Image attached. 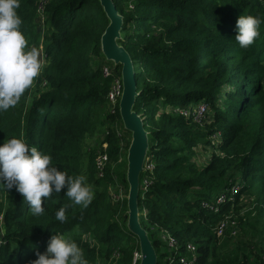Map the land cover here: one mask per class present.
Segmentation results:
<instances>
[{"label": "trees", "instance_id": "obj_1", "mask_svg": "<svg viewBox=\"0 0 264 264\" xmlns=\"http://www.w3.org/2000/svg\"><path fill=\"white\" fill-rule=\"evenodd\" d=\"M112 2L123 17L118 44L135 68L134 109L150 137L138 202L157 264H178L189 244L196 264H264V0ZM17 14L28 49L43 53L42 70L18 103L0 112V143L23 139L50 155L59 170L85 177L93 199L87 207L76 205L62 189L37 216L15 187L0 188V264H30L55 232L76 242L88 264H134L140 247L126 227L128 199L111 195L120 181L128 197L132 137L119 105L113 109L108 100L113 78L103 74L111 65L101 40L109 21L101 3L20 0ZM240 15L261 20L248 48L234 39ZM111 67L121 78L122 66ZM203 103L210 108L206 128L181 115ZM95 134L104 139L86 151ZM104 150L108 163L99 179L96 160ZM198 150L211 151L203 166L196 162ZM224 193L226 200L216 205ZM61 207L63 224L55 219ZM228 217L236 226L218 237ZM163 233L177 241L174 248Z\"/></svg>", "mask_w": 264, "mask_h": 264}, {"label": "clouds", "instance_id": "obj_2", "mask_svg": "<svg viewBox=\"0 0 264 264\" xmlns=\"http://www.w3.org/2000/svg\"><path fill=\"white\" fill-rule=\"evenodd\" d=\"M19 7L20 0H0V112L14 107L42 70L38 50L28 49L20 31ZM260 24L259 17L240 15L237 18L234 39L241 48L254 43ZM13 187L37 216L43 214L45 200L62 189L76 205L87 207L93 199L84 176L73 177L59 170L52 165L50 155L42 154L18 138L0 143V188L8 191ZM55 219L61 224L66 222L65 208L56 211ZM55 233L46 251L37 252V258L30 264H88L76 242Z\"/></svg>", "mask_w": 264, "mask_h": 264}, {"label": "water", "instance_id": "obj_3", "mask_svg": "<svg viewBox=\"0 0 264 264\" xmlns=\"http://www.w3.org/2000/svg\"><path fill=\"white\" fill-rule=\"evenodd\" d=\"M104 13L109 21L108 27L102 36V54L107 62L114 66H122L121 80L123 86L119 102V112L124 130L131 134V145L127 153L126 181L129 186L128 194V221L127 230L138 240L140 258L137 264H157L158 255L151 239L140 222L139 190L140 176L145 170V165L150 152V137L145 129L144 119L135 111L138 97L134 64L128 52L118 44L121 38L123 17L118 13L112 0H99Z\"/></svg>", "mask_w": 264, "mask_h": 264}, {"label": "built area", "instance_id": "obj_4", "mask_svg": "<svg viewBox=\"0 0 264 264\" xmlns=\"http://www.w3.org/2000/svg\"><path fill=\"white\" fill-rule=\"evenodd\" d=\"M103 74L106 77L113 78V84L111 87L110 94L108 96V100L111 104V107L114 109L117 105H119V102H120V99L122 96V92H123L122 80L120 77H118L117 72H116L114 67L113 68L108 67V66L103 67ZM209 109L210 108H209L208 104L203 103L200 106H198L195 111H192V110L184 111L181 113V115H183L186 118L193 117L196 122L200 123L199 121L208 115ZM104 149L106 150V146H104ZM105 150L103 153L98 154V157L96 160V171H97L96 174H97V177L99 179H101L105 176V170H106V166L108 163V156H107ZM227 193H229L228 190H227ZM236 193H237V190L233 189L230 192V195L233 196ZM226 198H227V194H225V193L222 194L219 198H217L216 205L223 204L224 201L226 200ZM206 206H208V205H206ZM230 226L235 227L236 224H235V222L232 221L231 217H228L217 228V230H216L217 236L222 237L224 235L225 231ZM236 233H237V230H234L233 235H236ZM169 239H170V242H169L170 246L174 248L177 245V241L171 237H169ZM4 246H5V229L3 226V217L0 216V256H1L2 249ZM187 252H188V255L185 257H181L179 259L178 264H196L197 263V255H196L195 246L189 244L187 246ZM139 258H140V254L138 252L135 253L134 264H137Z\"/></svg>", "mask_w": 264, "mask_h": 264}, {"label": "rangeland", "instance_id": "obj_5", "mask_svg": "<svg viewBox=\"0 0 264 264\" xmlns=\"http://www.w3.org/2000/svg\"><path fill=\"white\" fill-rule=\"evenodd\" d=\"M39 19H41V18H38V20ZM37 50H38L40 56L43 55V53L41 54V52H42L41 49H37ZM40 58H42V56ZM109 65L114 66L110 62H109ZM134 71H135V68H134ZM196 109H197V107L193 106L192 111H195ZM199 122H200V124L202 125L203 128H206L207 125H209V123H210L208 115L205 118H203L202 120H200ZM103 139H104L103 135H99V134H95L94 136L88 137V139L86 141V145H85V150L88 151L89 149L98 148L100 146V144H101V141ZM196 152H197L196 153V162H197V164H199L200 166L205 165L208 162V160H209V158L211 156V151L198 150ZM126 194H127V192L125 191V187L122 186L120 181L117 183V185H115V187L111 191L112 198H114L115 200H116V197H118L120 200L126 199L127 198ZM231 218H233L232 219L233 222L237 223L234 220V217H231ZM165 236H166V233H163L162 234L163 240H168V242H170V239L168 238V236L167 237H165Z\"/></svg>", "mask_w": 264, "mask_h": 264}]
</instances>
